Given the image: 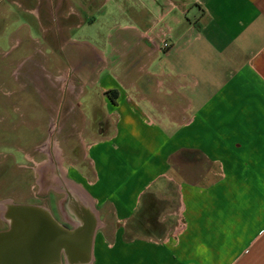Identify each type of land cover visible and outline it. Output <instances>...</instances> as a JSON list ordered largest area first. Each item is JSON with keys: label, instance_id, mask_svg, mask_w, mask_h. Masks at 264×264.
Segmentation results:
<instances>
[{"label": "crops", "instance_id": "1", "mask_svg": "<svg viewBox=\"0 0 264 264\" xmlns=\"http://www.w3.org/2000/svg\"><path fill=\"white\" fill-rule=\"evenodd\" d=\"M125 1L102 47L117 0L48 1L62 74L107 109L67 179L96 220L90 264H264V0Z\"/></svg>", "mask_w": 264, "mask_h": 264}, {"label": "rangeland", "instance_id": "2", "mask_svg": "<svg viewBox=\"0 0 264 264\" xmlns=\"http://www.w3.org/2000/svg\"><path fill=\"white\" fill-rule=\"evenodd\" d=\"M48 1L0 0V229L2 209L7 203L51 208V195L43 190L46 182L42 185L38 181L39 188L31 189L35 182L30 168H36L31 164L32 158L37 165L48 160L50 167H54L52 176L43 174L48 183L52 177L56 183L58 171H64L68 180L73 173H86L82 141L87 143L90 136H100L102 128L97 122L107 112L97 86H81L75 77L69 79L64 75L67 52L58 49ZM117 1L118 8L107 6L98 25L91 29L90 34L98 36L96 46H103L100 41L107 32H112L110 27L131 23L127 2ZM85 32L73 30L71 35L84 39ZM105 50L108 52L106 45ZM131 57L132 54L124 63ZM61 78L66 83L57 81ZM145 81L140 78L138 85L144 86ZM104 122L109 123V119ZM48 142L55 145L57 156L52 150L44 153L43 145ZM61 197L55 194L51 198L55 202ZM63 206L70 211L68 203ZM50 210L57 218L54 207ZM112 229L107 227L105 233Z\"/></svg>", "mask_w": 264, "mask_h": 264}, {"label": "water", "instance_id": "3", "mask_svg": "<svg viewBox=\"0 0 264 264\" xmlns=\"http://www.w3.org/2000/svg\"><path fill=\"white\" fill-rule=\"evenodd\" d=\"M14 208V229L0 232V264H61V255L90 264L95 225L69 229L40 208Z\"/></svg>", "mask_w": 264, "mask_h": 264}, {"label": "flooded vegetation", "instance_id": "4", "mask_svg": "<svg viewBox=\"0 0 264 264\" xmlns=\"http://www.w3.org/2000/svg\"><path fill=\"white\" fill-rule=\"evenodd\" d=\"M59 82L62 81V79L57 80ZM53 148L56 147L54 144H52L51 142L48 143H44L43 145V151L46 154L50 153V150L53 151ZM42 151V152H43ZM57 151V150H56ZM34 157V156H33ZM34 159L32 158L31 160V164L36 166L35 170L32 169V167L30 168L31 171L33 172V176H34V182L35 185L32 188H39V182H41V184L43 185L44 182H46V186L44 187V192L45 194H50L51 197L54 196L55 194H59L61 197L60 200L58 201H52V198H49V207H54L57 218H55L54 214L51 212V208H47L44 206H39V205H30V204H20V205H15L14 203L10 202L5 204V207L2 209L3 211V216L4 218L1 221L2 224V229H0V232H5L7 230H12L15 227V219H14V215L15 213L18 212V210H15V206H29V207H37L42 209L43 211H45L46 213H48L53 219H56L58 221V223L65 228H69V229H73L75 227L78 228H88L91 227L92 225H95V218H94V214L93 212L90 211L88 204L86 203V201L83 199V197L81 195L78 194L77 191H72V194L69 195V190H68V184H67V179H66V175L64 173V171L59 172L58 171V176L56 179V183H54L53 177L52 179H50L51 181L48 183L47 179H44V175H48L52 176V174L54 173V167L51 166L49 164V161L47 160L44 163H40L39 165H37V163H35L33 161ZM63 162H61V167L63 168ZM39 172H38V170ZM59 169V168H57ZM39 181V182H38ZM43 188V187H40ZM68 203V205L71 207L70 211H66L64 206L66 203ZM66 258L64 255H61V264H66ZM75 256L70 258V264H72L75 260ZM69 261V258H68Z\"/></svg>", "mask_w": 264, "mask_h": 264}, {"label": "built area", "instance_id": "5", "mask_svg": "<svg viewBox=\"0 0 264 264\" xmlns=\"http://www.w3.org/2000/svg\"><path fill=\"white\" fill-rule=\"evenodd\" d=\"M167 44L165 42L162 43V48H166ZM184 222L180 215L177 216L176 225L173 229L174 232H172V236H176L178 233H180L183 230ZM177 231V232H176Z\"/></svg>", "mask_w": 264, "mask_h": 264}, {"label": "bare ground", "instance_id": "6", "mask_svg": "<svg viewBox=\"0 0 264 264\" xmlns=\"http://www.w3.org/2000/svg\"><path fill=\"white\" fill-rule=\"evenodd\" d=\"M53 152L56 153V156H57V151L55 150V148H53Z\"/></svg>", "mask_w": 264, "mask_h": 264}, {"label": "trees", "instance_id": "7", "mask_svg": "<svg viewBox=\"0 0 264 264\" xmlns=\"http://www.w3.org/2000/svg\"><path fill=\"white\" fill-rule=\"evenodd\" d=\"M107 95H108V93H107Z\"/></svg>", "mask_w": 264, "mask_h": 264}]
</instances>
